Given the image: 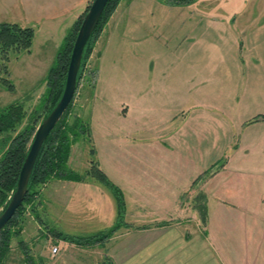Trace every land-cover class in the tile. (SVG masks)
<instances>
[{"label":"crops","instance_id":"obj_1","mask_svg":"<svg viewBox=\"0 0 264 264\" xmlns=\"http://www.w3.org/2000/svg\"><path fill=\"white\" fill-rule=\"evenodd\" d=\"M143 1L124 5L102 33L95 93L84 107L90 153L123 191L125 218L133 224L113 233V260L100 264H264V52L245 55L242 35H224L229 14L167 24L155 22L156 15L148 21L137 10ZM12 2L33 9L21 23L36 27L37 50L53 44L55 56L86 0ZM122 35L135 43L126 46L132 50L121 51ZM142 41L146 49L133 50ZM231 41L238 51L226 68L244 73L259 64V82L214 84L201 93L193 81L199 54L210 68ZM62 184L52 204L58 228L88 236L115 227L118 201L103 182Z\"/></svg>","mask_w":264,"mask_h":264},{"label":"rangeland","instance_id":"obj_2","mask_svg":"<svg viewBox=\"0 0 264 264\" xmlns=\"http://www.w3.org/2000/svg\"><path fill=\"white\" fill-rule=\"evenodd\" d=\"M93 1L94 0H86L83 4L80 2L81 6L79 8V13L74 17L75 19H73L71 27L66 30L67 32L63 40L54 51L55 56H52L55 46L53 44H47V46H44L41 50H37V42H35L36 27L21 23L29 18L28 13L34 14L33 9L28 7L29 4L25 2V4H22L23 6H20L19 4L15 5L12 0H0V23L18 24L21 27L34 29V38L31 47L28 48L29 50L25 48L19 50L15 49L14 46L6 47L0 44V78H5L13 86V88L7 86L2 83L0 79V110L11 103H20L26 111L25 117L16 126L15 130L0 133V158L18 133L30 127L33 128V131L30 134L29 140L34 138L39 125L45 119L43 99L46 93L49 70L56 60V56L66 35L69 34L70 31H77L78 27H76V24L78 20L83 18L86 10L90 8ZM130 1L132 2L133 0H117L114 10L102 27L100 35L94 42V46L86 60L82 75L79 79L77 91L67 111L68 122L71 126H74L73 129L75 131L77 130L75 122L77 123L82 120L85 125L88 123L84 115V107L86 101L95 93V84L99 70V61H97V45L99 40L108 24L114 21L118 11H121V14L125 12V10L121 8ZM149 2L150 0L143 1L138 5L139 7L137 10L140 8L148 21L153 19L156 15L157 18L154 19L156 20L155 22L160 21V18H162L164 20L166 19L165 22H167V24L180 19L186 20L192 16L205 19V16L209 13H214L215 15L220 14V16L229 14L231 15V22L224 23L225 26H221L222 28H220L224 35H242L247 44L243 50L245 55H248V53H257L259 55V51L264 52V42H260L259 45V35L260 37H264V0H194L189 3L161 0L162 5L157 8H155V6L150 8L149 4H147ZM191 4H193V6L190 7L189 5ZM141 11H137L132 18L136 20V16ZM35 13H37V11ZM145 18L142 17V19ZM226 18L227 20L229 19L228 17ZM204 23L207 24V22ZM215 27H220V25H216ZM200 29L202 32L205 30V27L201 26ZM216 32L219 33L218 28ZM213 33H215V30ZM137 34L141 35L139 33ZM151 34H153L152 31ZM151 37L156 38L157 35ZM120 40L121 51L128 52L132 50H129V47L126 49V46L135 43L127 42V37L123 35L120 37ZM149 43L151 44L152 42L149 41ZM146 44L147 42L145 43L144 41L138 42L137 45L140 46L133 50H138L140 47L141 50L146 49ZM228 46L229 49L226 53L225 51L222 54L216 52V55L212 57L210 68L207 65L208 58L199 54L197 63L201 70L197 77L194 75L193 81L199 83L201 93L203 91H210L208 89H212L214 84L223 85L229 83L240 84L259 82V64L256 66L254 65L253 69L248 66L244 73L240 69L235 72V70L229 71L226 68L224 61L228 62L230 58H232L234 52L238 51V46L234 42L231 41ZM42 53L45 55L43 56ZM131 54L133 55V53ZM228 55H230V57ZM241 58L245 57L242 56ZM213 59H215L217 67L215 71L211 70L214 64ZM125 66L126 62H124V66L122 67ZM208 68L210 70H207ZM127 98L128 95L124 97V99ZM35 128L36 131L34 132ZM90 131L91 129L89 126V132L77 138L74 133H70L72 144L67 167L69 169L68 171L83 176V179L79 181L97 180L101 182L98 178L87 173L94 159L90 153V149L94 147L92 144L93 142H91ZM68 180L71 179L53 177L37 187V195L32 202L27 203L24 213L20 218L19 225L22 227V232L20 235H14L12 237L11 250L3 264H100L102 260H113L111 255L112 243L111 240H109L112 236L110 231L86 236L78 233H65L61 227L58 228V226L55 225V220L57 219L55 218L54 206L52 204L54 201L55 205L57 204L58 196L63 193L64 186L62 183ZM2 211L3 207L0 208V214ZM125 221L126 225H123L124 227L133 226L132 222L127 221V219H125ZM105 235H109L108 238L103 240L106 241V244H98L103 241H97L96 239H103ZM126 237L127 233H122L120 238L121 241H126ZM79 238L84 242L90 241L92 242L91 244L94 245L82 247L77 242ZM61 242H63V244H61ZM55 246L59 247V252L57 255L53 256L52 249Z\"/></svg>","mask_w":264,"mask_h":264},{"label":"trees","instance_id":"obj_3","mask_svg":"<svg viewBox=\"0 0 264 264\" xmlns=\"http://www.w3.org/2000/svg\"><path fill=\"white\" fill-rule=\"evenodd\" d=\"M172 1H179L178 3H189L194 0ZM116 4L117 0H108L105 8L101 12L93 27L91 36L84 48L78 74L79 79L82 75V70L86 60L94 46V42L100 35L102 27L106 23L111 12L114 10ZM88 11L89 8L86 10L83 18L78 20L76 24V27H78L77 31H70L69 34L66 35L58 51L56 60L49 70L46 93L43 99V107L45 109L44 118L48 117L53 111L64 93L74 43ZM33 38L34 29L32 28L21 27L18 24L0 23V44L6 47L14 46L15 49L19 50L23 48L28 49L32 45ZM0 79L2 83L13 88L8 80L5 78ZM68 109L58 121L56 126L51 130L40 149L28 182V190L23 203L17 209L15 215L8 222V224L0 231V264H3L5 258L11 250L12 237L14 235L18 236L22 232V227L19 225V221L24 213L27 203L32 202L37 195V187L53 177L76 181L83 179L82 175L68 171L67 162L70 156L72 144L70 133H74L76 138L82 136L83 134H86V132H89V125L88 123L85 125L82 120L77 123L75 122V127L77 128L75 131L73 129L74 126H71L67 119ZM25 114L26 111L20 103H11L4 109L0 110V133L15 130L16 126L25 117ZM32 131L33 128L29 127L18 133L0 158V208L3 207V211L6 209L13 194L17 190L22 166L26 161L31 144L34 140V138L29 140ZM35 131L36 128L34 132ZM87 173L103 182L117 198L119 207L117 222L115 227L110 230V234L113 235L116 230L121 228L123 225H126V203L124 193L119 186L109 179L107 174L99 167L96 161L93 160L91 168ZM108 237L109 235H105L103 239H98L96 237V240L103 241ZM81 240L82 239L79 238L77 239V242L83 245L92 243L90 241L84 242Z\"/></svg>","mask_w":264,"mask_h":264},{"label":"water","instance_id":"obj_4","mask_svg":"<svg viewBox=\"0 0 264 264\" xmlns=\"http://www.w3.org/2000/svg\"><path fill=\"white\" fill-rule=\"evenodd\" d=\"M107 2L108 0H94L85 19L83 20L71 54L64 93L56 107L49 114V116L42 121L35 133L30 151L21 169L17 190L13 194L6 209L0 214V231L8 224V222L15 215L17 209L23 203L28 190V182L40 149L51 130L56 126L58 121L68 109L77 91L79 85L78 74L84 48L91 36L93 27Z\"/></svg>","mask_w":264,"mask_h":264},{"label":"clouds","instance_id":"obj_5","mask_svg":"<svg viewBox=\"0 0 264 264\" xmlns=\"http://www.w3.org/2000/svg\"><path fill=\"white\" fill-rule=\"evenodd\" d=\"M61 244H63V242H61ZM58 251H59V248L53 249V252H52L53 256H55V254H56Z\"/></svg>","mask_w":264,"mask_h":264},{"label":"built area","instance_id":"obj_6","mask_svg":"<svg viewBox=\"0 0 264 264\" xmlns=\"http://www.w3.org/2000/svg\"><path fill=\"white\" fill-rule=\"evenodd\" d=\"M56 248H59V247H58V246L53 247V249H56ZM53 249H52V252H53ZM58 252H59V251H58ZM58 252H57L55 255H57ZM52 255H53V254H52Z\"/></svg>","mask_w":264,"mask_h":264}]
</instances>
